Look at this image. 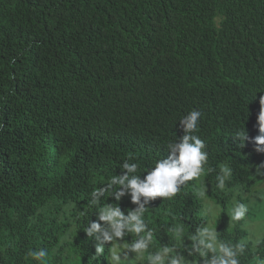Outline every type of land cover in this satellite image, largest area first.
Masks as SVG:
<instances>
[{
	"label": "trees",
	"instance_id": "16d2710c",
	"mask_svg": "<svg viewBox=\"0 0 264 264\" xmlns=\"http://www.w3.org/2000/svg\"><path fill=\"white\" fill-rule=\"evenodd\" d=\"M261 96L264 0H0V264H39L25 254L40 248L49 264H107V246L93 262L82 230L96 219L90 193L128 158L143 178L193 109L204 113L202 180L220 208L217 231L245 239L226 214L264 183V153L251 142ZM245 130L242 147L234 137ZM221 164L232 169L225 194ZM188 184L146 212L154 247L172 242L171 228L191 232L206 219L200 185ZM241 262L254 264L252 254Z\"/></svg>",
	"mask_w": 264,
	"mask_h": 264
},
{
	"label": "clouds",
	"instance_id": "9594fccd",
	"mask_svg": "<svg viewBox=\"0 0 264 264\" xmlns=\"http://www.w3.org/2000/svg\"><path fill=\"white\" fill-rule=\"evenodd\" d=\"M260 110L256 119L258 135L251 138L255 151L264 153V96L259 99ZM204 116L201 110L193 109L179 119L182 136L166 145L169 155L158 159L141 178L138 175L140 164L122 162L121 174L113 175L106 182L94 188L90 193L88 206L94 209L96 219L87 218L86 227L82 229L93 242V262L105 255L107 246V264H242L241 258L252 254L254 264H264V256L259 249L264 245V231H256L248 220L250 204L233 199L230 221L240 224L252 235L237 242L225 240L217 228L209 222L213 210L217 207L209 198L206 181L202 180L205 166L208 164V152L205 141L198 135L199 124ZM234 139L242 142L249 140L245 131L237 132ZM264 163L257 166L256 176L264 180ZM209 172L214 169L209 168ZM232 178V169L221 164L216 174V188L224 191L226 182ZM193 181L200 185L197 194L204 208L206 219L191 232L183 226L171 228V243H161L154 247L155 229L149 227L145 214L157 199L172 200L182 189ZM260 191L252 197L253 202L264 201V185L257 186ZM128 197L135 207L122 210L120 201ZM106 198V200H105ZM112 198L114 202H107ZM82 214H85L82 212ZM86 215V214H85ZM130 237V239H128ZM67 236L59 241L63 245ZM56 250L54 249L53 252ZM26 258L49 264V251L46 248L29 250Z\"/></svg>",
	"mask_w": 264,
	"mask_h": 264
},
{
	"label": "rangeland",
	"instance_id": "374dc122",
	"mask_svg": "<svg viewBox=\"0 0 264 264\" xmlns=\"http://www.w3.org/2000/svg\"><path fill=\"white\" fill-rule=\"evenodd\" d=\"M264 185V183L257 185V186H262ZM255 186L254 188H252L250 190V192L248 194H246V196L248 197L246 202L247 204H250V212H249V216H248V220L250 222V225L256 230V231H264V201H257V202H253L252 201V197L256 196L257 193L260 191V188ZM224 193V191H222ZM227 193V191H225ZM225 194V193H224ZM244 199L242 196H238V199ZM200 199V198H199ZM201 201V199H200ZM201 205H202V201H201ZM220 208L217 206L214 210H213V215L212 217H208L207 219H209V222L213 224V226L216 228V221H217V215L219 213ZM231 211V207L229 206L227 208V214L230 213ZM204 212V208L202 206L201 210H200V214L202 216ZM226 214V216H227ZM205 217V216H204ZM206 218V217H205ZM228 218V216H227ZM227 224L229 226H233V223L230 221V219H227ZM250 235H252V233L250 231H246V236L245 238L249 237Z\"/></svg>",
	"mask_w": 264,
	"mask_h": 264
}]
</instances>
